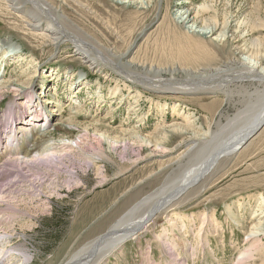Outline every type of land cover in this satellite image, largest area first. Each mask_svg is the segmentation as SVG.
Returning a JSON list of instances; mask_svg holds the SVG:
<instances>
[{
  "label": "rangeland",
  "instance_id": "obj_1",
  "mask_svg": "<svg viewBox=\"0 0 264 264\" xmlns=\"http://www.w3.org/2000/svg\"><path fill=\"white\" fill-rule=\"evenodd\" d=\"M47 1L58 8L60 13L70 19L80 30L107 48L122 53L132 42H135L137 46L131 57L133 68L140 74L150 69L162 71L161 75L151 72L150 76L156 80L164 81L171 78L181 80L184 78L183 73L178 71L174 75L171 73L175 66L179 65L181 68H190L194 71L196 68L198 70L216 66L229 55L227 47L217 43L216 45L208 44L209 40H203L205 44H201L205 45L203 53L194 48L196 42L188 39L184 28L172 19L168 20V17L171 18L170 13L173 10H170L176 0H163L160 17L144 35L140 36L138 34L154 21L156 9L143 12L134 7L114 6L109 0L108 3H106L107 0ZM204 1L206 0H191L195 5ZM208 4L214 6L212 14L216 13L219 22L234 18L241 22L243 19L248 21L250 31L254 32L255 37L264 43V28L258 29L255 26L257 19L264 21V0H208ZM1 5L2 1L0 0ZM9 12L11 9L0 12V42L2 43L3 39H10L14 43V47H17L16 43L23 46L24 51L21 52L18 48H14V53L22 55L26 60L18 69L27 70L33 75L31 79H36L32 85L33 88L31 86L30 94L34 90L33 95H36L38 92L42 93L44 89H48L50 95H53L48 97V100L52 97L64 103L66 99L63 84H61L62 86L57 84V80L59 78L64 80V69H68L73 70L76 74L72 82H76L82 70L87 72L88 75L84 82L94 86L92 90H88L90 92L84 91L86 94L96 91L100 84L104 92L103 95L110 94L114 88L121 87V94L129 96V87H126L121 80H116L119 78L117 73L108 79L113 74L111 68L110 72L108 70L107 72L104 70V72H98V70L94 72L88 67L83 58L76 54L75 47L77 45L74 41L64 40L56 46L45 39L35 40L29 34V28L25 26L26 23L21 12L13 11L12 14ZM212 53H216L217 57H214ZM14 65L9 63L6 66L7 75H12ZM54 70H59V75L52 74ZM52 75L58 76V79L56 80V77L54 78ZM127 76L130 75L127 74ZM129 78L133 80V77ZM44 81H47V84L45 88H42ZM150 81L148 80V82ZM247 84L242 87H231L230 99L227 100L223 96H209V94L198 96L197 99H191V96L185 94L174 97L173 94L151 92L149 89L144 87L141 89L140 86H132L130 83L133 90L132 95L138 94V92L143 93L136 97L140 98L142 102L141 114L136 118H128L131 106L135 104L133 100H129L130 104L127 103L123 108H120L111 120L116 121V126L124 125L127 119H133L134 123L139 125L141 118L146 117L144 134H150L160 121L166 119L170 121L171 117L175 118L171 114H166L168 118H162L161 115L164 113L159 112V105L161 103L176 104L189 110L186 115L190 114L192 118H198L199 124L204 128L203 131L207 130L209 126L215 130L217 123L220 124L221 127L217 131L224 130L220 137L221 143L230 138L233 130L242 129V126L250 122L255 114L264 109V85L261 83ZM27 87H20V91L27 92ZM57 88L63 92L60 96L56 94ZM28 96H30L28 92L19 96H16V93L7 94L4 92L0 96V113L6 112L7 108L10 109L12 106L10 102L13 100H19L20 97L21 101H26ZM41 96L37 100L38 104L46 98L45 94ZM109 101L116 104V100L113 98ZM112 102L100 111L102 117L108 115L114 105ZM79 105L78 103L76 109L80 110ZM64 106L65 104H62V107ZM85 111H88L89 116L80 111V122L91 120L96 113V108L92 109L88 105ZM55 112L57 113V109ZM157 112L160 114L158 117ZM70 113L67 111L65 117H68ZM235 116L237 118L226 126ZM7 121L6 117L0 118V125H5ZM181 121L184 122V119ZM52 124L53 121L47 128L52 129ZM37 128L38 130L42 129L40 125H37ZM258 131L262 132L261 137L253 141L252 134L247 142L250 145L246 144L248 146L246 149L244 146L241 149L242 152L240 151L226 166L221 168L219 174L212 179L211 184L208 183L202 191L194 193L181 207H176L179 215L185 219L196 221L198 228H200L203 214L213 215L214 219L219 221L220 225L222 224L221 228L217 230L213 227L205 229L204 239L201 237V241H199L200 247L196 240L198 228L189 230V234L186 235L185 230H176L175 222L172 225L173 223L170 221L173 214L166 212L148 230L141 232L137 239L124 246L123 250L111 258L108 264H171L169 262H172L175 257L171 255L170 247L160 240H163L164 237L165 240L174 239L176 235L179 236V239L177 238L178 253L187 260L184 264H238L240 260H243L245 257L241 256L240 247L245 245L246 236L251 228L249 219L254 214L261 196L264 198V126ZM75 134L77 135V133ZM75 134L73 137L76 136ZM57 135L55 140H59L62 133L58 132ZM227 135L228 137H226ZM19 136L22 135L19 134ZM92 137L93 135L89 141H84L82 148L84 155L81 154L82 151L76 152L59 165L45 164L38 166L36 170L21 171L17 174V176L20 174L19 177H11L5 181L0 180V187L5 186L6 190H9L8 192L14 193L13 199H16L13 203L18 208L17 215L14 217L9 216L8 213L0 215V218L4 216V219L7 218V223L12 221L5 226L6 230L2 226L0 233L4 234L7 231L14 236V247L19 245V247L25 248L31 259L26 264H61L83 245L108 230L134 203L154 188H158L170 173L162 177L164 174L162 172L167 167L169 159L175 156L174 154L170 156L168 153V155L158 153L163 156L152 157L151 150L136 146L111 153V161L101 163L103 174L98 175L96 168L85 158V156L93 154L94 149L99 147L97 141ZM22 141L25 140L22 139ZM9 144L11 143L9 142ZM40 156L42 155L37 157ZM18 158L21 159V157ZM9 160L6 157V152L0 153V167L6 162L0 168V172L12 168ZM72 180L76 182H71ZM78 181L80 182L78 183ZM236 201L239 205L233 206ZM245 206H249V208L244 209ZM230 213L238 214V222L231 218ZM184 220H181L179 227L189 226V222ZM239 222L241 226H239ZM164 230L169 231L172 235L165 236L167 233ZM261 241L262 249H264V237ZM242 250L245 251V249ZM194 251L197 252V256L194 255ZM213 253H219L217 256L220 258H212ZM179 264L182 263L179 262ZM251 264H263V261L259 256H256L255 262L253 261Z\"/></svg>",
  "mask_w": 264,
  "mask_h": 264
},
{
  "label": "bare ground",
  "instance_id": "obj_2",
  "mask_svg": "<svg viewBox=\"0 0 264 264\" xmlns=\"http://www.w3.org/2000/svg\"><path fill=\"white\" fill-rule=\"evenodd\" d=\"M1 1L0 12L8 9H11V12H21L26 23L24 25L29 28L28 32L33 39L38 41L45 39L56 46L60 45L64 40L74 41L77 45L75 47L76 54L83 58L88 67L94 70V72L97 70L98 72H107V70L110 72L112 69L113 74L108 79L117 73L119 75L117 77L119 78L116 80L124 82L125 86L129 87L130 94L126 97L125 94H121V87H117L110 94L103 95L104 92L100 84L96 91L86 94L84 91L92 90L94 86L84 82L88 75L87 72L82 70L76 82H72L76 74L73 70L70 71L68 69H64V80L58 79V76L56 77V75H59V70L52 72V74H56L52 76L56 77V80L58 79L57 84H63L61 86L64 88L63 92L66 99L64 103L52 97L48 100V97L53 96L47 91L48 89H44V92H38L36 95H33L34 90L30 94L31 86L36 82V79H31L33 75L27 72V70L18 69L26 60L22 55L14 53V48H18L21 52L24 51V48L17 43V47H14L12 40L3 39L2 43L0 42V96L4 92H7V94L16 93V96L28 92L30 96L25 99L26 101H21L20 97L19 100H13L10 102L12 103L11 108H7L6 112L0 113V118L6 117L8 120L5 125H0V153L6 152V157L10 159L9 162L12 164V168L0 172V180L3 179L5 181L11 177H19L20 174L17 176L19 172L26 169L36 170L38 166H44L45 164L59 165L65 162L68 156H71L73 153L81 152L84 143L86 140L89 141L92 135V138L97 141L99 147L96 150L94 149L93 154H86L85 158L96 168L98 175L103 174L101 163L111 161L110 154L119 149L137 146L141 149L151 150L150 155L152 157H159L164 154L175 155L169 159L167 167L162 172L164 173L162 177L170 173L158 188H154V190L146 195L144 194L145 196L134 203L108 230L83 245L61 264H108L110 263L109 260L119 254L124 246L137 239V236L141 232L143 233L148 230L166 212L173 214L170 221L173 223L172 225L175 222L176 230H185L187 235L189 234V230L198 228L196 221L185 219V217L179 215L176 207H181L194 193L202 191V189L207 187L208 183L211 184L212 179L219 174V170L226 166L233 157H236L244 146H246V149L250 145L247 142L250 140L252 134L253 141L261 137L262 132L258 130L264 126V109L255 114V117L243 125L242 129L233 130L230 138L221 143L220 137L224 130L220 129L217 131L221 127L220 124L217 123L215 130L209 126L207 130L203 131L204 128L199 124L198 118H192L190 114L186 115L189 113V110L176 104L161 103L159 105V112L164 113L161 115L162 118H168L166 114H171L175 118L172 119L171 117L170 121L168 119L160 121L155 130L150 134H144L146 130L144 126L146 117L141 118L139 125L135 124L133 119H127L124 125L116 126V121H112L111 119L114 118V115L129 100H133L135 104L131 106L128 118H136L141 114L142 102L140 98L136 97L143 95V93L138 92V94L132 95L133 90L130 87V83L132 86H140L141 89L144 87L151 92L173 94L174 97H178L177 95L180 94L184 96L185 94L191 96V99H197L199 98L198 96L209 94V96L220 95L227 100L230 99V89L233 86L242 87L247 83H261L264 85V43L255 37L254 32L250 31L249 22L245 19L241 22L235 18L219 22L217 15H215L216 13L212 14L214 6L208 4V0L199 5H195L191 0H176L170 10H173L170 13L171 18L168 17V20L172 19L184 28L188 39L196 42L194 48L198 52L203 53L202 50H204L205 45L201 44H205L203 40H209L208 44L216 45L217 43L227 47L229 55L216 66L200 68L198 70L196 68L194 71L190 68H181L179 65L175 66L176 68L174 67L172 69L174 71L171 73L174 75L178 71L184 74V78L181 80L171 78L170 80L162 81L150 76L151 72L161 75L162 71L150 69L142 74L135 71L131 63V57L134 55V50L137 46L135 42H132L125 52L119 53L112 48H107L100 44L92 36L80 30L77 25L64 14H61V11L47 0ZM109 1L114 6L134 7L141 9L143 12L156 9L154 21L146 26L138 36L144 35L149 30V27L160 17L164 3L163 0ZM109 1L107 0L106 3ZM255 22V26L258 29L264 28V21L257 19ZM212 54L214 57H217L216 53ZM9 63L16 64L11 76L6 73V66ZM3 68L4 70H2ZM126 73L130 75L129 77H133V80ZM107 74L109 75V73ZM147 79L151 81L148 82ZM46 84L47 81H44L42 88H45ZM23 86H28L26 88L27 92H24V90L20 91V87ZM35 87L38 88V86ZM240 90L242 89L240 88ZM63 92H60L58 89L56 94L60 96ZM44 94L46 98L38 104V98ZM112 98L116 100V104L111 101L114 105L111 107L108 115L102 117V112L100 111L104 110V107L111 103L109 100H112ZM78 103L80 104V110L76 109ZM62 104H65V106L62 107ZM88 105L92 109L96 108V113L88 122H80V111L85 112L84 115L89 116L88 111H85ZM37 107L39 110H37ZM33 109L35 111H32ZM55 109H57V113ZM67 111L71 113L68 117H65ZM156 115L158 117L160 114L157 112ZM236 118L237 116L231 119L226 126ZM182 119H184V122L181 121ZM52 121L53 128H47ZM37 125H40L42 129L38 130ZM58 132L62 133V135L59 136V140H55ZM19 134L22 136H19ZM73 134L76 136L73 137ZM22 139L25 141H22ZM182 149L183 151L180 152ZM158 153H162L163 155H159ZM40 154L42 156L37 157ZM81 154L84 155L83 151ZM18 157H21V159ZM161 169H163L162 166ZM8 191L5 186L0 187V215L8 213L9 216L12 215L14 217L17 215L18 209L13 203L16 198L13 199L14 193ZM237 202H234L233 206L239 205ZM243 208L248 209L249 206ZM230 216L238 222V214L234 215L230 213ZM4 217L0 218V228L3 226V229L6 230L5 226L12 221L7 223V218L4 219ZM181 220L189 222V226L182 225L183 227H179ZM249 220H251V228L249 234L246 236L245 245L240 247L241 256L245 258L240 260L238 264H251L253 261L255 262L256 256H259L264 264V249H262L261 241L264 237V198L262 196L254 214ZM221 225L219 221L214 219L213 215L203 214L200 228H198L196 234L198 246L201 237L204 239L205 229L213 227L217 230L221 228ZM239 226H241V223ZM164 231L167 233L165 236L172 235L169 231ZM13 237L7 231L4 234L0 233V264H26V262L31 260L25 248L19 247V245L13 246ZM178 237L176 235L174 239L169 238L165 240L164 237L162 238L163 240H160V242L164 241L170 247L171 255L175 257V259H172V262L168 261L171 264H179V262L184 264L187 262L186 258L183 259L180 256L181 254L178 253ZM242 249H245V251ZM196 251H194V255H196ZM218 254L213 253L211 257L214 259L216 257L220 258V256H217ZM19 257L21 258L19 259Z\"/></svg>",
  "mask_w": 264,
  "mask_h": 264
}]
</instances>
